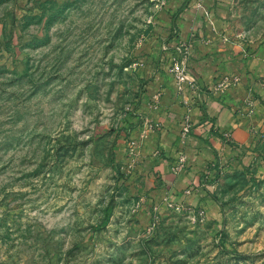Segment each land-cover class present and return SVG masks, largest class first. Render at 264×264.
<instances>
[{
	"label": "rangeland",
	"instance_id": "rangeland-1",
	"mask_svg": "<svg viewBox=\"0 0 264 264\" xmlns=\"http://www.w3.org/2000/svg\"><path fill=\"white\" fill-rule=\"evenodd\" d=\"M192 14L264 44V0H0V264H264V130L202 202L132 155Z\"/></svg>",
	"mask_w": 264,
	"mask_h": 264
},
{
	"label": "crops",
	"instance_id": "crops-1",
	"mask_svg": "<svg viewBox=\"0 0 264 264\" xmlns=\"http://www.w3.org/2000/svg\"><path fill=\"white\" fill-rule=\"evenodd\" d=\"M193 15L176 26L189 49L187 77L197 88L178 85L165 68L154 72L142 94L145 114L128 137L138 173L165 199L202 202L210 177L234 164L237 151L264 130V44L245 46L224 20ZM222 75L235 80L220 89L214 82ZM185 117L190 126L182 135Z\"/></svg>",
	"mask_w": 264,
	"mask_h": 264
},
{
	"label": "built area",
	"instance_id": "built-area-1",
	"mask_svg": "<svg viewBox=\"0 0 264 264\" xmlns=\"http://www.w3.org/2000/svg\"><path fill=\"white\" fill-rule=\"evenodd\" d=\"M181 43H182L181 45H176L178 48V53L176 55L171 56V63L169 66L170 72L173 78L175 79V81L178 83V85H181L182 82L187 81L191 88H197V85L195 84L194 79L187 77V73H188L187 60L189 57L188 45L183 41ZM232 80H235V77L230 78L227 75H222L214 82V85L215 87L221 89L222 87H224L226 84H228ZM187 119L188 118L186 117L183 118V123L181 124V127H180V133L182 135L186 134L189 130L190 123L188 122Z\"/></svg>",
	"mask_w": 264,
	"mask_h": 264
}]
</instances>
